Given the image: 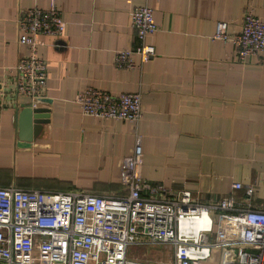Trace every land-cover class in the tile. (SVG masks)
I'll use <instances>...</instances> for the list:
<instances>
[{"label":"crops","instance_id":"obj_1","mask_svg":"<svg viewBox=\"0 0 264 264\" xmlns=\"http://www.w3.org/2000/svg\"><path fill=\"white\" fill-rule=\"evenodd\" d=\"M145 4L157 26L148 36L155 56L141 69H118L114 51L136 43L130 10ZM33 5H56L64 29L38 36L47 102L36 107L49 112L20 146L24 99L12 92L13 67L27 47L18 42L16 20ZM247 8L264 22V0H0V187L127 194L121 159L134 144L130 124L83 115L76 99L90 86L140 92L145 179L172 193L190 190L203 204L231 196L264 208V51L239 61L232 43L213 38L219 21L238 33ZM215 226L213 237H228V224Z\"/></svg>","mask_w":264,"mask_h":264},{"label":"built area","instance_id":"obj_2","mask_svg":"<svg viewBox=\"0 0 264 264\" xmlns=\"http://www.w3.org/2000/svg\"><path fill=\"white\" fill-rule=\"evenodd\" d=\"M16 21L18 42L27 53L13 67L11 90L36 107L46 99L47 80L38 36L61 34L64 20L56 5H33L21 10ZM130 27L136 43L114 51L118 69H141L156 53L148 41L157 29L149 5L130 10ZM213 38L232 43L235 58L242 61L264 51V22L247 8L238 33L230 35L219 21ZM76 100L83 115L129 122L134 144L121 159L127 194L0 187V264H264V208L243 206L231 196L203 204L190 190L172 193L141 175L140 92L113 95L87 86ZM231 186L241 188L236 182ZM244 193L249 196L251 187ZM219 223L232 225L234 234L210 240ZM143 243L164 244L166 263L132 256L131 248Z\"/></svg>","mask_w":264,"mask_h":264},{"label":"water","instance_id":"obj_3","mask_svg":"<svg viewBox=\"0 0 264 264\" xmlns=\"http://www.w3.org/2000/svg\"><path fill=\"white\" fill-rule=\"evenodd\" d=\"M47 99L40 100L47 102ZM48 108L35 107L31 103H21L18 116V127L20 130L21 145L27 146L31 142L33 136L37 133L40 125L48 118Z\"/></svg>","mask_w":264,"mask_h":264},{"label":"rangeland","instance_id":"obj_4","mask_svg":"<svg viewBox=\"0 0 264 264\" xmlns=\"http://www.w3.org/2000/svg\"><path fill=\"white\" fill-rule=\"evenodd\" d=\"M229 229L231 231L229 232L230 234L228 236H232L234 234V227L229 224ZM210 240H215V239L213 236H211ZM131 255L139 258L140 260H149V261L166 263L167 251H166V246L164 244L143 243L139 246H133L131 248ZM216 262H217V257L214 258L213 261L211 262L209 261V263H216Z\"/></svg>","mask_w":264,"mask_h":264}]
</instances>
